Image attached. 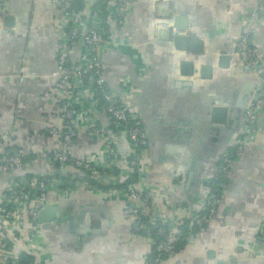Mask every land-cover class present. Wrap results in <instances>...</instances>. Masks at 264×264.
<instances>
[{"label": "crops", "instance_id": "obj_1", "mask_svg": "<svg viewBox=\"0 0 264 264\" xmlns=\"http://www.w3.org/2000/svg\"><path fill=\"white\" fill-rule=\"evenodd\" d=\"M126 2L117 18L108 4L101 22L105 41L97 49L107 83L145 129V154L136 160L132 145L94 102L87 79L75 77L76 93L68 98L55 88L65 35L62 10L53 0H0V203L18 176L74 182L66 193L50 187L44 201L50 211L37 219L32 235L37 254L26 252L20 260L31 255L23 263L150 264L153 236L136 233L124 215L133 203L124 189L132 184L151 191L146 223L175 230L181 219L202 210L227 152L233 163L214 220L185 233L164 264H264V109L256 111L257 134L235 153L245 110L261 81L235 54L236 42L247 30L264 53V0ZM94 3L84 0L77 10L87 19ZM175 15L180 30L172 26ZM81 56L82 41L75 40L70 60ZM66 99L83 101L96 134L87 133L81 113L70 141L49 133L54 124L62 127ZM2 129L9 138L2 139ZM108 138L119 154L111 183L90 179L71 164L50 168L38 157L62 149L91 161ZM12 154L23 157L21 167L3 171L1 163ZM28 228L25 218L17 236Z\"/></svg>", "mask_w": 264, "mask_h": 264}, {"label": "built area", "instance_id": "obj_2", "mask_svg": "<svg viewBox=\"0 0 264 264\" xmlns=\"http://www.w3.org/2000/svg\"><path fill=\"white\" fill-rule=\"evenodd\" d=\"M53 1L63 12L65 27L64 40L57 54V66L54 72L57 77L55 88L64 91L67 98L74 96L76 93L75 77H87L90 91L92 94L95 93L94 102L98 105L99 100H102L99 107L108 115L113 126L132 145L135 160L138 159V156L145 154L147 136L140 119L130 111L127 104L119 100L115 90L104 77L102 61L97 49L105 41V33L101 25L103 19L99 16L100 10L91 12L86 19L81 11L73 9L72 3L74 0ZM106 1L110 5L109 14L114 15L116 18L122 14L127 3L126 0ZM0 12H2L1 3ZM75 40L82 41V56L78 62L73 64L70 60V48L71 43ZM235 54L242 59L247 67L253 69L261 77L254 98L245 110L243 131L236 142L235 153L240 155L244 143L253 138L258 132L256 111L264 109V53L256 45L252 35L245 30L237 39ZM47 97L48 93H43L41 95L42 101L45 102ZM78 113L82 114L84 121L87 123V133L89 135L96 134L98 129L95 119L87 114L81 99H77L76 105L68 102V99L65 100L61 114L63 125L62 127L52 125L49 128V133L53 136H59L64 142L70 141L78 132L75 119ZM1 137L2 139L9 138V131L2 129ZM38 157L44 160L50 168L57 165L71 164L83 171L90 179H102L111 183L116 176V164L118 163L119 154L108 138L98 156L91 161L70 155L62 149L41 151ZM22 163L23 157L21 155L12 154L3 160L1 169L12 171L21 167ZM232 163L233 157L229 153L222 154L216 169L215 179L218 180L216 189L208 193L201 211L190 213L184 219H181L175 230H165L163 227L157 226V234L161 238L156 242L154 241L156 254L150 264H164V257L175 250V245L182 234L191 233L194 227L203 228L212 223L218 211L222 193L227 188V177ZM72 184H74L72 179L64 181L46 174L33 177L18 176V178L8 183L6 193L0 203V251H2L0 252V264H34L33 262L23 263L19 257L26 252L37 254V245L32 235L39 211L44 207L48 191L50 187L55 186L59 192L66 193L72 188ZM124 190L128 199L133 202L125 207L124 215L132 219V227L136 233L143 232L152 237L148 223L143 220L146 218L145 209L148 206L152 192L140 189L132 184ZM135 201L141 204L136 205ZM25 218H28L29 221L28 233L25 236H17L16 231H18V227ZM17 243L20 245L15 253L8 251L9 248L14 249V245ZM21 243L26 248H20L22 247Z\"/></svg>", "mask_w": 264, "mask_h": 264}, {"label": "trees", "instance_id": "obj_3", "mask_svg": "<svg viewBox=\"0 0 264 264\" xmlns=\"http://www.w3.org/2000/svg\"><path fill=\"white\" fill-rule=\"evenodd\" d=\"M83 3H84V0H74L73 3H72L73 9L77 10V9L81 8L82 5H83ZM92 7H93V11L100 10L99 11L100 12V15L99 14L98 15L100 17H102V14L105 13L106 9H108V2L106 0H96L95 3H94V5ZM83 78L86 79L87 77H83ZM96 95L98 96V93L97 92H96ZM101 103H102V100H99L98 106H100ZM27 177H29V176H27ZM213 182L215 184L214 187H213L214 188L213 190H215L216 189V186H217L218 180L215 179V181H213ZM143 220L145 221V219H143ZM148 226H149L150 233L155 238L154 239L155 242L158 241L161 238V236L159 234H157V226H161L165 230H168V228L166 226L164 227L163 225H156V226H154L153 224H148ZM196 228L197 227H194L193 229H196ZM184 232H185V230H184ZM183 236H184V234H182V236L180 237V239L178 240V242L181 239H183ZM178 242L176 243V245H178ZM176 245H175V248H176ZM153 247H154V251L152 253L151 258H153L155 256V254H156L155 244L153 245ZM31 258H32L31 255L30 256L28 255V256L22 257V262H25V261H27V260H29Z\"/></svg>", "mask_w": 264, "mask_h": 264}, {"label": "water", "instance_id": "obj_4", "mask_svg": "<svg viewBox=\"0 0 264 264\" xmlns=\"http://www.w3.org/2000/svg\"><path fill=\"white\" fill-rule=\"evenodd\" d=\"M2 12L5 13V9L3 8L2 9ZM180 18V15H175L173 17V21H172V26H174L176 29L180 30L182 29L183 27L180 26V24L178 23V19ZM161 30L163 29V27L160 28ZM170 29V27L168 26V30ZM176 41H181V40H184V36L180 37V36H177L175 37ZM197 41V40H196ZM195 41V42H196ZM191 43H194L193 40H191ZM220 111H224V109L222 107H214L213 108V112H220ZM50 211V208L49 207H44L42 208L40 211H39V214H38V219L41 220L42 219V215L43 217L46 218V214H48V212Z\"/></svg>", "mask_w": 264, "mask_h": 264}]
</instances>
